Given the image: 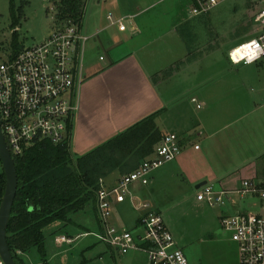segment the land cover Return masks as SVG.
Instances as JSON below:
<instances>
[{
    "label": "rangeland",
    "instance_id": "374dc122",
    "mask_svg": "<svg viewBox=\"0 0 264 264\" xmlns=\"http://www.w3.org/2000/svg\"><path fill=\"white\" fill-rule=\"evenodd\" d=\"M119 1L121 0H80L84 11L87 10L85 22L97 19L103 25H110L106 19L107 12L117 6ZM127 1H133L144 9L138 18L142 27L141 33L143 30L146 36L163 35L162 39L167 41L166 43L173 44L175 51H180L179 45L185 49L186 64H200L194 70L195 73L188 76L197 87H202L201 95L203 96L204 93L207 96L209 103L205 105V109L203 105L199 112L207 109V113H212L213 119L208 120V128L214 133L209 139L204 136L197 140L201 145L199 154L203 155V159L195 160L191 168L186 165L187 171L190 170L195 176L204 175L206 182L216 185L215 188L234 187L235 189L238 182H241L240 179L244 177L245 164L257 163L260 166L264 164L261 158L264 152V124L260 123L264 117L262 113L264 67L255 64L232 65L227 59L229 50L254 35L255 7L247 0H230L201 18H193L186 14L188 4L186 0ZM58 2V0H0V62L5 61L12 53L14 40L22 46L30 47L43 41L55 28L68 24L69 20L60 18ZM20 8L23 13L21 18H18ZM113 15L111 21L116 19ZM171 21V25L176 26L178 36L174 39V43L168 40L171 38V30L167 25ZM121 22L127 27V22L124 20ZM110 28L121 37L130 33L129 28L124 32H120L115 25ZM100 37L103 40V36ZM85 45L82 56L91 59L95 65H103L105 62L101 63L98 60L101 49L95 39H87L84 47ZM161 51L158 52L157 49L156 56L160 55ZM162 60L163 65L171 61L169 56L162 57ZM177 67L180 68L179 64L165 68L160 78L163 79V75L170 74ZM175 107L170 104L173 117L167 118L161 130L167 131L170 128L168 125L180 121ZM258 107L262 108L257 110ZM255 109L256 111H253ZM155 126L156 128L158 126L157 120ZM157 130L159 131V127ZM165 131H159L161 136L167 133ZM190 143H194L193 138L190 139ZM71 157L73 160L77 159L72 155ZM173 161L154 172L160 177L168 172L173 175L171 179L158 184L151 194L156 199V204L178 247L181 248L189 264H239L236 244L229 234L223 231L222 220L225 216L259 213L260 201L252 196L241 198L232 193L226 196L227 199L222 206L210 207L200 203L195 197L193 179L190 180L188 173L185 172L182 177L180 175L182 172L178 169L176 171L174 166L169 167L174 164ZM2 172L0 163V176ZM118 176L120 174L116 171L115 177ZM217 178L223 179L219 183L226 181L225 186L214 182ZM231 180L233 182H230ZM92 206H87L81 214L74 213L68 225L62 224L58 229L60 225L55 223L44 230L47 263L148 264L147 258L142 253L128 252L127 255L120 256L97 239L95 233L100 234V229L94 219ZM127 207V204L114 205V214H121V208L127 209ZM131 215L135 213L132 212ZM73 222L78 226L74 228L71 224ZM84 234L88 236L84 237ZM61 235L64 237L69 235L74 242L63 247L56 245L53 238ZM18 256L23 264H42L35 248Z\"/></svg>",
    "mask_w": 264,
    "mask_h": 264
},
{
    "label": "built area",
    "instance_id": "2783aa9c",
    "mask_svg": "<svg viewBox=\"0 0 264 264\" xmlns=\"http://www.w3.org/2000/svg\"><path fill=\"white\" fill-rule=\"evenodd\" d=\"M186 1L187 15L201 18L230 0ZM247 1L255 7V33L229 50L227 59L232 65L264 66V51H260L259 58L252 63H245L256 50L252 41L264 49V0ZM107 19L113 22L111 16ZM115 24L120 32L125 30L123 23L116 21ZM87 39L77 24H64L51 31L43 41L30 47L22 46L14 56L10 54L0 62L1 133L11 156H21L30 146L46 140L62 146L70 139L71 120L76 110L73 89L77 84V62ZM103 59L104 56H100L98 60ZM161 139L137 169L119 176L111 185L99 182L92 210L100 229V234L95 233V236L120 256L138 252L147 258L149 264H189L161 214L152 210L147 202L131 195L132 185L146 186L151 172L180 154V140L176 135L165 134ZM194 149L197 150L198 146ZM195 193L198 202L210 207L224 205L226 196L232 193L241 198L252 196L260 201L259 213L225 216L221 226L236 244L239 264H264V179H244L231 190L216 189L205 182ZM127 199L135 210L143 213L130 229L118 228L110 219L112 208ZM54 240L58 246L74 242L64 236H57Z\"/></svg>",
    "mask_w": 264,
    "mask_h": 264
},
{
    "label": "crops",
    "instance_id": "0c3cea01",
    "mask_svg": "<svg viewBox=\"0 0 264 264\" xmlns=\"http://www.w3.org/2000/svg\"><path fill=\"white\" fill-rule=\"evenodd\" d=\"M130 2L127 0L119 1L117 6H114L113 9L111 8L106 15L107 19V16L112 17V14H114L116 19L113 22L115 23L116 21L122 23V20L127 22V27L125 26V30L122 32L129 28L130 33L122 37L110 28L114 25L118 27L117 24L110 22L108 19L107 21L110 22V25H103L97 19L85 22L87 10L84 14L81 22V31L88 36V39H95L101 49V54L98 56L104 55L103 61L99 62L105 63L103 65H95L91 62V59L82 56L83 50L86 48V45L85 47L83 45L77 62V84L73 89L76 110L71 120L70 154L75 158L85 156L86 153L104 145L109 139L124 133L126 129L143 121L145 117L152 114H157L155 118L158 123L157 128L159 127L160 132H164L165 130L163 131L161 128L167 122V118L173 117L170 112L171 104L176 106V114L180 121L177 123L174 121V123L168 125L170 128L165 132H167L166 134L174 133L177 135L180 140V154L173 161L174 164L169 165V167L173 168L174 166L176 171L178 169L182 172L180 174L182 177L185 172L188 173L190 180L193 179L192 183L196 192V186L203 182L205 183L206 177L204 175L195 176L190 170L187 171L186 165L191 168L195 160L203 159V155L199 154L201 145L197 140L204 136L209 139L214 133L208 128V120L213 119L211 118L212 113H207V109L199 112V110H202L203 105L204 109L205 105H208L207 96L204 93L203 96L201 95L202 87H197L193 81H190V76H188L195 73L194 70L200 64L187 63V65L184 62L185 49H182L181 45H179L180 51H175L173 44L166 43L167 41L162 39L163 35L152 37L150 34L146 36L143 30L141 33L142 27H140L138 18L144 12V9H141L135 2ZM171 23L172 21L167 25V28L171 30V38L168 40L174 43V39L178 36L176 35V26H172ZM100 35L103 36V40ZM175 45L177 46L178 44ZM157 49L158 52L162 51L160 55L156 56L155 52H157ZM164 56H169L171 61L163 65L162 57ZM203 63L204 60L201 68ZM178 64L180 68L177 67L178 69L171 70L170 74L163 75V79L160 78L165 68H172ZM260 67L264 66L261 65ZM188 99L189 102H187ZM193 99H195V102L192 101ZM198 105L200 108L197 107ZM259 108L262 107L256 109L259 110ZM256 109L253 111H256ZM262 113L264 114V108ZM260 123L264 124V117ZM190 137L194 139L193 144L190 143ZM194 146H198V149H194ZM261 158L264 160V152ZM245 166L244 172L242 171L244 177L240 179L241 181L244 179L253 181L264 179V164L260 166L254 163L245 164ZM155 171L149 174V182L146 186H142L139 183L132 185L131 195L134 199L143 203L147 202L152 210L162 216L160 208L156 204V199L152 197L151 193L158 184L171 179L170 177L173 174L168 172L165 176L160 177L154 174ZM115 175L116 171L107 175L102 181L105 185H111L119 178V176L115 177ZM215 178L213 177V179ZM222 180V178H217L214 182L220 186L223 184L225 186L226 181L219 183ZM230 182H233V180ZM239 185L240 183L238 182L235 188ZM233 188L225 187L226 190ZM216 189L220 188L216 187ZM123 204L128 205L127 209L121 208V214H114V205ZM114 205L112 208L113 217L110 219L118 228L130 229L137 223L139 216L143 213V211L138 212L135 210L128 199L125 203ZM132 212L135 215H131ZM81 213L83 211L77 214ZM72 215L69 216V220ZM58 224L60 225L57 227L59 229L62 224ZM71 224L74 228L78 226L76 222ZM66 238H69V235Z\"/></svg>",
    "mask_w": 264,
    "mask_h": 264
},
{
    "label": "trees",
    "instance_id": "16d2710c",
    "mask_svg": "<svg viewBox=\"0 0 264 264\" xmlns=\"http://www.w3.org/2000/svg\"><path fill=\"white\" fill-rule=\"evenodd\" d=\"M58 1L60 18L82 27L85 11L80 0ZM22 13L20 8L18 18ZM21 49L22 45L14 40L12 56ZM156 117L157 114L145 117L76 160L70 155L69 140L62 146L46 140L30 146L21 156L12 155L18 185L6 228V242L16 264H23L18 255L32 248L39 253L42 264H48L44 230L55 223L67 225L70 215L93 205L99 182L107 175L117 171L122 176L137 169L162 140L155 126ZM4 189L2 172L0 201Z\"/></svg>",
    "mask_w": 264,
    "mask_h": 264
},
{
    "label": "water",
    "instance_id": "95a60500",
    "mask_svg": "<svg viewBox=\"0 0 264 264\" xmlns=\"http://www.w3.org/2000/svg\"><path fill=\"white\" fill-rule=\"evenodd\" d=\"M0 163L5 178V189L0 203V262L1 264H16L13 260L6 242V228L8 225V219L13 205V199L17 190V176L15 170V164L13 163L12 156L4 143L1 133L0 124ZM205 185L201 183L196 186V189Z\"/></svg>",
    "mask_w": 264,
    "mask_h": 264
},
{
    "label": "clouds",
    "instance_id": "9594fccd",
    "mask_svg": "<svg viewBox=\"0 0 264 264\" xmlns=\"http://www.w3.org/2000/svg\"><path fill=\"white\" fill-rule=\"evenodd\" d=\"M253 45H255V49L252 53L251 56L248 57V59L245 61V63H252L255 59H258L259 58V54H260V51H264V49H260V45L255 42V41H252L251 42ZM259 50V51H257ZM243 59V57H241Z\"/></svg>",
    "mask_w": 264,
    "mask_h": 264
}]
</instances>
